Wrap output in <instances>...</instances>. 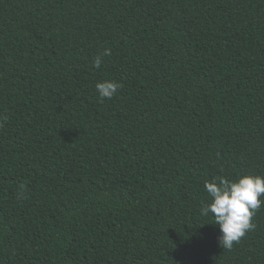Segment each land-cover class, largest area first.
Masks as SVG:
<instances>
[{
  "label": "trees",
  "instance_id": "1",
  "mask_svg": "<svg viewBox=\"0 0 264 264\" xmlns=\"http://www.w3.org/2000/svg\"><path fill=\"white\" fill-rule=\"evenodd\" d=\"M2 117L0 264H264L200 214L264 177V0H0Z\"/></svg>",
  "mask_w": 264,
  "mask_h": 264
},
{
  "label": "clouds",
  "instance_id": "2",
  "mask_svg": "<svg viewBox=\"0 0 264 264\" xmlns=\"http://www.w3.org/2000/svg\"><path fill=\"white\" fill-rule=\"evenodd\" d=\"M110 54V50L105 49L101 55L95 57L93 66L99 68L102 57ZM120 86L118 82L109 80L97 82L95 85L102 99H111ZM204 187L211 201L200 209V214H212L214 224L220 229V245L231 249L234 242L238 243L248 230L254 228L252 217L264 203L260 199L264 196V177L245 174L235 181L225 178L213 179L210 182L205 181Z\"/></svg>",
  "mask_w": 264,
  "mask_h": 264
}]
</instances>
